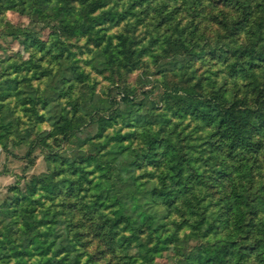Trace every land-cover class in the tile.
Instances as JSON below:
<instances>
[{"label": "trees", "instance_id": "16d2710c", "mask_svg": "<svg viewBox=\"0 0 264 264\" xmlns=\"http://www.w3.org/2000/svg\"><path fill=\"white\" fill-rule=\"evenodd\" d=\"M76 1L0 0V13L19 9L36 14L43 11L65 14L78 9ZM98 1L91 0V4L105 6L103 0L102 5ZM169 2L163 0L157 5L160 21L172 19L171 14L180 8L175 5L167 11ZM182 2L186 3L185 8L192 16L206 12L207 6L214 8L212 2L208 4L205 0ZM227 3H231L239 13L236 24L233 22L231 28L235 39L240 29L237 23H246L250 26L248 31L252 32L250 42L254 41L263 32L264 0H227ZM86 4L87 0H80L79 7L84 6L89 13L93 7ZM135 6L130 4L121 14L132 13ZM111 13L114 17L119 12ZM105 19L108 16H101L98 23ZM91 23L93 26L97 21ZM23 36L21 41L24 44L39 48L46 46V40L30 32H23ZM172 43L177 49L188 47L184 38ZM229 49L236 56L235 60L227 54L225 57L229 75L235 79L234 95L230 96L225 84L206 90L200 80L186 86H175L161 94L177 105L180 110L178 116L190 115L200 127L208 128L205 150L219 157V180L224 182L227 179L219 194L214 193L217 194L216 204H219L217 211L210 212L202 203L203 193L197 190L203 184L202 174L194 171L192 161L183 148L177 146L172 134L163 135L146 128L140 152L123 143L135 132L128 130L123 133L122 127L107 140L99 139L120 118L123 126H149L171 121L165 111L155 110L159 109L156 102L141 99L133 109L105 115L93 114L91 105L95 92L81 100L74 96L71 109L63 106L60 100H54V111L49 118L62 133L72 127L78 131L74 142L77 150L48 154L47 170L39 177L34 176L26 191L14 194L15 203L29 200L40 204V214H24L22 210H26L21 205H12V215L23 216L22 224L17 227L22 236L13 235L7 241H1L0 258H18L15 264H81L83 256L87 255L83 264H99L96 253L88 248L91 240L97 238L104 246L96 245L94 251L112 255L123 252L122 257H127L123 264H137L152 247L157 246L158 249H173L178 255V264H264V184L254 186L255 173L251 171V161L260 158L264 152V111L260 107H264V79L255 75V69L264 67V53L251 52L252 57L247 58V53L238 46L231 45ZM102 52L104 56L108 55V50ZM173 62L174 68L182 67L178 66V60ZM13 68L0 80V88L5 89L4 95L20 97L25 92L29 93L28 97L21 96V102L26 104L30 101L37 111L40 102L38 88L32 83L22 84L17 76H12L13 71L22 70L20 63L15 62ZM60 69L53 72L52 67L45 68L42 75L47 73L50 78H57L56 87L65 89L66 83H72L73 76L69 65ZM49 99L57 97L50 94L46 101L42 100V106ZM6 115L2 114L3 122L11 123ZM79 118H82L80 122ZM91 125L93 132L80 137L86 126ZM58 160L60 166L54 167V161ZM142 167L146 170L139 173L138 169ZM39 191H42L41 196L36 197ZM55 198L58 199L54 202ZM48 199L53 201L47 204ZM185 227L189 231L182 235L181 230ZM216 233L220 235L218 240L211 241ZM191 240L198 241L192 243ZM44 247H49L51 254L31 263L26 255Z\"/></svg>", "mask_w": 264, "mask_h": 264}, {"label": "rangeland", "instance_id": "374dc122", "mask_svg": "<svg viewBox=\"0 0 264 264\" xmlns=\"http://www.w3.org/2000/svg\"><path fill=\"white\" fill-rule=\"evenodd\" d=\"M99 1L102 5L101 0ZM162 1L103 0L105 6L95 7L96 3L91 4V0H87L86 5L91 4L93 8L86 13L84 6L79 7L80 0H77L78 9L71 13L43 11L36 14L19 9H8L0 13V80L7 76L6 72L13 70L14 63L18 62L22 70L13 71L12 76H17L22 84H34L38 88L40 98L37 111H34L30 101L26 104L21 102V96L28 97L29 93L25 92L20 97L15 94L4 95L5 89L0 88V103L3 104L0 109V242L7 241L8 237L13 235L22 236L17 227L22 224L23 216L12 215L10 208L13 204L21 205L26 210H22L24 214H40V204L29 200L15 203L14 194L26 191L32 178L41 176L47 170L48 154L71 153L77 150L74 142L77 140L75 135L78 131L72 127L62 133L53 124V119L49 118L54 111V100H60L63 106L71 109V99L74 96L81 100L92 92L96 93L91 105L93 114L107 115L109 112L128 111L133 109L138 100L145 98L156 102L159 109L155 110L165 111L171 121L149 126H123L120 118L108 128L106 135L99 139L107 140L115 130L122 127L123 133L128 130L135 132L133 137L123 143L130 145L131 150L140 152L142 134L146 128L150 132L172 134L177 146L182 147L187 158L192 161L191 167L202 174L203 184L197 189L203 193L202 203L208 206L210 212L217 211V194L223 189L227 179L224 182L219 180V157L205 150L208 128L200 127L198 121L190 115L178 116L177 112L180 110L177 105L161 94L175 86H186L200 80L206 90L225 84L231 92L230 96L234 95L236 89L232 88L235 79L229 75L225 57L227 54L231 60H235L236 56L229 47L238 46L247 53V58L252 57L251 52L264 53V26L263 32L250 42V26L237 23L240 29L236 40L231 28L236 24L239 13L227 0H205L208 4L212 2L214 8L207 6L206 12L193 16L182 0H170L167 11L175 5L180 8L171 14L172 19L160 21L161 15L159 16L157 5ZM132 3L136 5L133 7L134 11L122 15L121 12ZM111 11L119 13H115L113 17ZM103 15L108 16V19L98 23V19ZM95 20L97 23L91 26L90 23ZM25 31L46 40V46L39 48L24 44L21 40ZM180 38L186 40L187 48L174 47L172 41ZM225 49L229 52H224ZM103 50H108L107 56L102 54ZM173 60H178V66L182 67L174 68ZM65 65L70 66L69 72L73 76L72 83H66L65 89L56 87L57 78L52 79L47 73L42 75L45 68L52 67L53 72H58ZM255 75L258 79H264V67L255 69ZM57 76H60V72ZM242 79L244 80L243 77ZM196 86L199 88V85ZM146 93L149 96L146 97ZM50 94H54L57 99H49L46 105L42 106V100L46 101ZM260 107L264 111V107ZM5 113L6 119H11V123L3 122L2 114ZM81 113H85L83 108ZM82 118H79L78 122ZM93 128V125L86 126L80 137L93 132ZM92 148L93 144L90 145V149ZM59 161H54V167L60 166ZM251 163V171L255 173L253 184L260 186L264 184V152ZM147 169H150L149 166ZM143 170L146 169L139 168L138 172ZM41 192L35 196H41ZM57 199L55 198L54 202ZM52 201L48 199L47 204ZM181 231L183 235L189 228L185 227ZM219 236L214 234L211 241L218 240ZM197 241L191 240L192 243ZM151 244L154 245V242ZM96 245L104 246V243L94 238L88 248L90 252L96 253L95 258L99 264H123V260L127 258L122 257L123 252L119 251L117 255L98 253L93 249ZM158 248L159 246L152 247L149 254L141 257L143 262L139 259L137 264H178V255L173 249ZM50 254V248L44 247L35 249L34 253L26 257L31 263H37ZM86 257L88 256H83L81 264L85 263ZM109 257L113 259L110 260ZM17 259L3 256L0 258V264H15Z\"/></svg>", "mask_w": 264, "mask_h": 264}]
</instances>
